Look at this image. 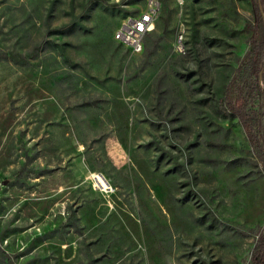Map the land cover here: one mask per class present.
Returning a JSON list of instances; mask_svg holds the SVG:
<instances>
[{"label":"rangeland","instance_id":"rangeland-1","mask_svg":"<svg viewBox=\"0 0 264 264\" xmlns=\"http://www.w3.org/2000/svg\"><path fill=\"white\" fill-rule=\"evenodd\" d=\"M167 3L135 54L145 0H0V264L250 263L264 174L219 105L251 5Z\"/></svg>","mask_w":264,"mask_h":264},{"label":"trees","instance_id":"trees-1","mask_svg":"<svg viewBox=\"0 0 264 264\" xmlns=\"http://www.w3.org/2000/svg\"><path fill=\"white\" fill-rule=\"evenodd\" d=\"M246 1L251 5L253 19L246 21L237 33L250 34L248 49L238 59L237 68L224 89L219 107L224 112V120L235 119L240 122L255 158L254 163L264 174V85L261 82L264 78V0ZM163 2L167 10V0ZM204 42L208 46L220 44L216 38L205 37ZM9 57L17 62L20 60L13 53ZM204 66V60L198 58L199 69ZM195 75L197 72L180 76L186 80ZM249 264H264V227L258 235Z\"/></svg>","mask_w":264,"mask_h":264},{"label":"built area","instance_id":"built-area-1","mask_svg":"<svg viewBox=\"0 0 264 264\" xmlns=\"http://www.w3.org/2000/svg\"><path fill=\"white\" fill-rule=\"evenodd\" d=\"M161 8L162 0H145L143 10L124 18L115 30V40L127 45L133 53H141L144 49L145 35L154 29ZM176 47L182 54L187 52L182 33L178 36Z\"/></svg>","mask_w":264,"mask_h":264},{"label":"bare ground","instance_id":"bare-ground-1","mask_svg":"<svg viewBox=\"0 0 264 264\" xmlns=\"http://www.w3.org/2000/svg\"><path fill=\"white\" fill-rule=\"evenodd\" d=\"M97 178V177H96ZM98 180H100V179H98ZM100 183L102 182V181H99ZM101 185H102V183H101ZM106 189V188H105ZM107 190V189H106Z\"/></svg>","mask_w":264,"mask_h":264}]
</instances>
